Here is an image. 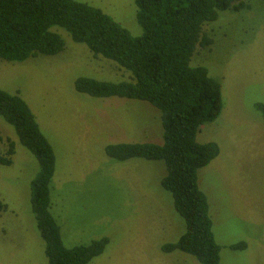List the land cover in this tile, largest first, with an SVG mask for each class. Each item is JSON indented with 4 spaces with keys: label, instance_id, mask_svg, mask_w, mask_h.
<instances>
[{
    "label": "rangeland",
    "instance_id": "rangeland-1",
    "mask_svg": "<svg viewBox=\"0 0 264 264\" xmlns=\"http://www.w3.org/2000/svg\"><path fill=\"white\" fill-rule=\"evenodd\" d=\"M99 8L139 35L134 0H80ZM219 13L204 26L213 40L197 48L191 65H203L221 85L222 109L200 126L197 140L214 141L218 155L198 170L221 264H264V0ZM65 42L53 56L23 62L0 60V88L18 92L51 143L56 170L51 181V213L67 247L107 237L103 252L88 264H199L186 253L161 246L185 231L171 194L161 181L162 160L117 161L104 147L116 142H162V125L149 103L120 97H93L75 90L80 76L120 80L119 67L95 58L67 31L53 27ZM128 72V71H127ZM156 110V111H155ZM14 143L11 165H0V264H49L31 206L36 157L0 117V152ZM244 242V249L230 245Z\"/></svg>",
    "mask_w": 264,
    "mask_h": 264
},
{
    "label": "trees",
    "instance_id": "trees-1",
    "mask_svg": "<svg viewBox=\"0 0 264 264\" xmlns=\"http://www.w3.org/2000/svg\"><path fill=\"white\" fill-rule=\"evenodd\" d=\"M141 29H128L97 7L80 0H0V60L23 62L31 57L53 56L65 42L53 30L68 32L87 46L95 58L114 62L122 71L117 81L80 76L76 91L93 97L142 100L156 108L162 125V142H116L105 154L117 161L130 158L162 160L166 174L161 185L173 199L174 210L185 222L184 233L161 246L193 256L199 264H221V247L214 237L209 202L198 184V170L219 153L214 141L200 143L197 133L222 109L221 85L203 65H191L197 48L213 40L204 26L219 13L247 8L244 0H134ZM128 71V72H127ZM255 109L264 118V102ZM0 117L10 124L20 141L37 159L39 171L31 181V206L45 244L49 264H88L100 255L107 237L86 245L65 246L61 228L51 213V181L56 156L27 102L18 92L0 88ZM0 165H11L14 143L7 138ZM5 204L0 201V211ZM230 249H244L238 242Z\"/></svg>",
    "mask_w": 264,
    "mask_h": 264
}]
</instances>
